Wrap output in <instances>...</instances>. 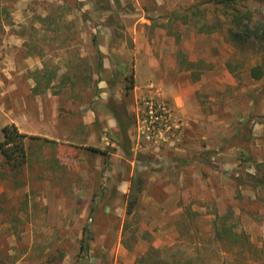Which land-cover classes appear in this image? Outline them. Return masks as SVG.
<instances>
[{
	"label": "rangeland",
	"instance_id": "obj_1",
	"mask_svg": "<svg viewBox=\"0 0 264 264\" xmlns=\"http://www.w3.org/2000/svg\"><path fill=\"white\" fill-rule=\"evenodd\" d=\"M96 2L0 0V141L6 124L27 135L26 164L0 176V264H135L228 214L264 264V188L246 183L264 178V74L249 73L264 41L223 19L201 31L213 7L168 20L195 0Z\"/></svg>",
	"mask_w": 264,
	"mask_h": 264
},
{
	"label": "trees",
	"instance_id": "obj_2",
	"mask_svg": "<svg viewBox=\"0 0 264 264\" xmlns=\"http://www.w3.org/2000/svg\"><path fill=\"white\" fill-rule=\"evenodd\" d=\"M96 3L102 12L110 11L107 0H97ZM203 6H205L204 9ZM210 7H213L209 11L211 22H203L201 31L209 32L221 29L220 27L224 22L221 23L220 19H223L235 29L230 28L228 30L232 40L240 41L252 36L259 41H264V15L262 13L256 14L247 0H195V5H191L182 14H171L168 20L188 22L194 17L202 16L204 11H208ZM262 59L264 63V57ZM249 73L254 81H259L264 70L260 65H253ZM1 132L3 138L0 141V176L6 167L11 170H18L26 164L27 160L25 148L27 135L20 133L13 123L4 125ZM93 151L101 152L106 156L104 151L95 148ZM134 183L136 184L133 188L131 185L128 193L127 215H130L132 209L138 205L141 194V178ZM246 183L252 187L264 188V178L257 180L256 177L248 176ZM227 211L230 212V210ZM190 215L196 218L198 214L190 213L187 208L182 217L187 219ZM228 215L223 216L219 228L213 225L212 236L209 240L194 243L183 241L169 247L155 249L153 256H149L146 260H137L135 264H259L257 260H253V247L248 235L243 229L235 230V227L226 224ZM81 236L80 249L88 251V241L92 238L86 226L83 228ZM262 261L264 262V260Z\"/></svg>",
	"mask_w": 264,
	"mask_h": 264
},
{
	"label": "built area",
	"instance_id": "obj_3",
	"mask_svg": "<svg viewBox=\"0 0 264 264\" xmlns=\"http://www.w3.org/2000/svg\"><path fill=\"white\" fill-rule=\"evenodd\" d=\"M147 110L148 113L150 115V119L153 120V122L156 121H164V119H162L165 116V112H166V106L163 104H153L150 103L149 105H147ZM155 119V120H154Z\"/></svg>",
	"mask_w": 264,
	"mask_h": 264
},
{
	"label": "crops",
	"instance_id": "obj_4",
	"mask_svg": "<svg viewBox=\"0 0 264 264\" xmlns=\"http://www.w3.org/2000/svg\"><path fill=\"white\" fill-rule=\"evenodd\" d=\"M139 35H141V34L138 33L137 36H139ZM99 45H101V44H99ZM103 47H105V46L103 45ZM97 48H99V47H97ZM105 58H106V56H105ZM96 63H97V55H96ZM103 63H104V62H103V60H102V65H103ZM96 66H97V65H96ZM96 68H97V67H96ZM73 136H74V135H73ZM26 154H27V153H26ZM91 212H92V210H91Z\"/></svg>",
	"mask_w": 264,
	"mask_h": 264
}]
</instances>
